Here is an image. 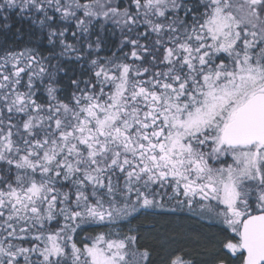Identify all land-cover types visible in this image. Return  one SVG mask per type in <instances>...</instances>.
Instances as JSON below:
<instances>
[{
  "label": "snow or ice",
  "instance_id": "6c2138e0",
  "mask_svg": "<svg viewBox=\"0 0 264 264\" xmlns=\"http://www.w3.org/2000/svg\"><path fill=\"white\" fill-rule=\"evenodd\" d=\"M11 13L51 47L0 43V264H149L131 225L185 211L227 233L211 264H264V0H0Z\"/></svg>",
  "mask_w": 264,
  "mask_h": 264
},
{
  "label": "trees",
  "instance_id": "16d2710c",
  "mask_svg": "<svg viewBox=\"0 0 264 264\" xmlns=\"http://www.w3.org/2000/svg\"><path fill=\"white\" fill-rule=\"evenodd\" d=\"M5 23L11 25L10 30L3 29ZM67 39L69 42H76L70 35ZM5 40L9 47L15 49L31 47L42 40L41 51L48 55L46 49L49 45L46 43V34H42L37 25L15 13L10 14V19L7 22L0 15V43ZM107 43L110 44L109 46H113L114 49L117 45L115 44V37H110L105 45ZM56 52H59V48L56 49ZM70 55L74 56V54ZM65 58H60L65 71L58 74V79L62 91L65 94H70L72 85L68 77L73 74L80 76L83 69L80 67L81 61L77 62L72 58L76 64L71 60L66 62ZM53 63H55V60ZM132 227L138 231V246L141 249L147 247L151 252L149 264H164V258L168 252L177 247H186L195 264H211L213 254L227 235L226 232L222 231L220 225L197 221L183 214H147L135 221ZM192 230L198 231L203 237L199 247L189 239ZM204 245L207 247L205 248Z\"/></svg>",
  "mask_w": 264,
  "mask_h": 264
},
{
  "label": "flooded vegetation",
  "instance_id": "af4514ba",
  "mask_svg": "<svg viewBox=\"0 0 264 264\" xmlns=\"http://www.w3.org/2000/svg\"><path fill=\"white\" fill-rule=\"evenodd\" d=\"M92 39L94 40L95 39V37H92ZM110 44H108L107 43V45H105V44H102V47H101V51L99 52V53H96V54H94V55H99V56H102V57H111V55H112V53L115 51V49H116V46H115V49L113 48V46H109ZM51 46L49 45V47L48 48H50ZM48 53V52H47ZM71 60V62H75L74 60H72V59H69V58H65V61L66 62H69ZM77 62H80V61H77ZM76 63V62H75ZM80 63H82V62H80ZM77 64V63H76ZM85 67H87V65H85ZM67 83V82H66ZM170 214H172V213H170ZM174 214H178V215H180V214H183V215H185V216H187V217H189V218H194V219H196L195 217H190L189 216V214L185 211V212H177V213H174ZM204 222H206V221H204ZM207 223V222H206ZM209 224V223H208ZM220 226H222V225H220ZM223 227V226H222Z\"/></svg>",
  "mask_w": 264,
  "mask_h": 264
},
{
  "label": "rangeland",
  "instance_id": "374dc122",
  "mask_svg": "<svg viewBox=\"0 0 264 264\" xmlns=\"http://www.w3.org/2000/svg\"><path fill=\"white\" fill-rule=\"evenodd\" d=\"M115 44H118V40H117V38H115ZM115 51H116V49H115ZM156 213H159V212H156ZM173 214V213H172ZM120 227V229L123 231V232H126L127 231V227H125L124 225H121V226H119ZM131 227H132V225H131Z\"/></svg>",
  "mask_w": 264,
  "mask_h": 264
},
{
  "label": "bare ground",
  "instance_id": "6f19581e",
  "mask_svg": "<svg viewBox=\"0 0 264 264\" xmlns=\"http://www.w3.org/2000/svg\"><path fill=\"white\" fill-rule=\"evenodd\" d=\"M2 32V31H1ZM21 35V34H20ZM23 35V34H22ZM46 55V54H45ZM63 66V65H62ZM67 72V71H66Z\"/></svg>",
  "mask_w": 264,
  "mask_h": 264
}]
</instances>
